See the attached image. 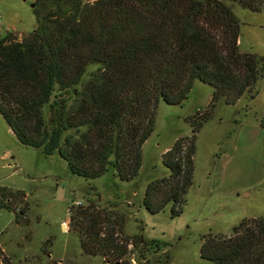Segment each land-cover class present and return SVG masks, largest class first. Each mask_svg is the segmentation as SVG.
<instances>
[{"label": "trees", "instance_id": "obj_1", "mask_svg": "<svg viewBox=\"0 0 264 264\" xmlns=\"http://www.w3.org/2000/svg\"><path fill=\"white\" fill-rule=\"evenodd\" d=\"M232 1L264 11V0ZM33 12L29 34L0 36V112L22 144L58 153L75 175L113 170L118 181L134 180L160 100L182 104L196 79L214 88L208 110L189 117L193 134L163 153L170 174L150 181L144 195L150 212L171 205L180 215L198 132L221 101L255 98L264 80V55L240 49V18L224 0H35ZM0 208L27 218L26 190L1 185ZM69 217L84 251L111 263L130 264V245H161L127 234V213L93 200L72 204ZM203 238L201 256L212 264H264V214L244 218L230 235ZM0 264H11L1 243Z\"/></svg>", "mask_w": 264, "mask_h": 264}, {"label": "rangeland", "instance_id": "obj_2", "mask_svg": "<svg viewBox=\"0 0 264 264\" xmlns=\"http://www.w3.org/2000/svg\"><path fill=\"white\" fill-rule=\"evenodd\" d=\"M34 1L0 0V36L11 31L22 39L36 28ZM224 1L241 20L240 49L264 55V11ZM256 88L255 98L245 94L232 105L221 101L198 132L194 180L177 216L171 205L150 212L144 195L150 181L170 174L163 153L178 138L193 134L189 117L208 110L211 85L196 79L182 104L160 100L155 129L142 148L140 173L132 181H118L113 170L96 179L73 174L58 153L46 155L22 144L0 112V186L26 190L30 206L28 217L20 220L0 208L4 256L11 264H121L86 253L71 226V205L87 206L93 200L127 213V234L142 232L147 240L161 242L144 249L130 245V264H212L201 256L205 234L230 235L244 218L264 214L263 79Z\"/></svg>", "mask_w": 264, "mask_h": 264}, {"label": "built area", "instance_id": "obj_3", "mask_svg": "<svg viewBox=\"0 0 264 264\" xmlns=\"http://www.w3.org/2000/svg\"><path fill=\"white\" fill-rule=\"evenodd\" d=\"M0 16H1V13H0Z\"/></svg>", "mask_w": 264, "mask_h": 264}, {"label": "water", "instance_id": "obj_4", "mask_svg": "<svg viewBox=\"0 0 264 264\" xmlns=\"http://www.w3.org/2000/svg\"><path fill=\"white\" fill-rule=\"evenodd\" d=\"M34 5V4H33Z\"/></svg>", "mask_w": 264, "mask_h": 264}]
</instances>
